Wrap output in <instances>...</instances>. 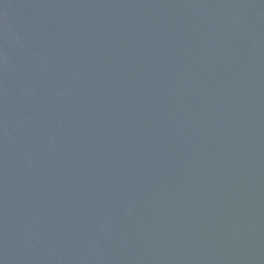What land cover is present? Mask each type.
Instances as JSON below:
<instances>
[{"label": "water", "instance_id": "95a60500", "mask_svg": "<svg viewBox=\"0 0 264 264\" xmlns=\"http://www.w3.org/2000/svg\"><path fill=\"white\" fill-rule=\"evenodd\" d=\"M0 264H264V0H0Z\"/></svg>", "mask_w": 264, "mask_h": 264}]
</instances>
